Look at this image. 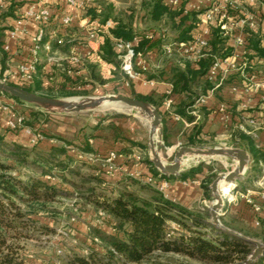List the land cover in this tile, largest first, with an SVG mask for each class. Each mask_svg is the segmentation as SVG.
Masks as SVG:
<instances>
[{
	"label": "trees",
	"instance_id": "obj_1",
	"mask_svg": "<svg viewBox=\"0 0 264 264\" xmlns=\"http://www.w3.org/2000/svg\"><path fill=\"white\" fill-rule=\"evenodd\" d=\"M98 5L99 10L90 4L83 10L91 19L103 21L112 17L117 20V25L105 35L100 46L101 58L112 63L117 70L119 59L115 39L133 42L134 50L143 55L144 51L152 47H157L161 51L166 35L171 37L170 41H190L197 22L195 12L184 13L181 7L168 6L166 0H139L143 29L138 30L133 22L136 12L134 5L120 10H114L112 4L104 1H100ZM149 32H157L159 35L148 38L146 35ZM246 40L252 52L264 57V45L257 34L248 32ZM226 41L219 29L213 27L204 55L197 61L192 62L174 51L173 53L178 54V60L173 58L165 60L161 68L147 73L148 79L158 78L169 83L168 93L157 97L137 94L132 89V80H126L131 87L132 97L145 100L158 110L159 105L171 94L182 95L184 99L177 105L175 113L193 120L194 116L189 114V111L195 99L211 88L210 82L206 79L208 67L215 58L231 53L232 49ZM46 42L52 51L67 53L64 38L57 36L48 39L44 36L40 43L43 45ZM39 63L38 61L36 65L33 82L17 84L18 86L47 96L64 97L73 94L74 89L83 83L102 82L99 73L95 72L96 64L83 62V73L71 76L66 73L71 64L64 60L59 66H55L57 70L62 71L61 81L45 87L38 76ZM81 76L87 79L81 81ZM0 95L18 106L28 107L27 114L20 113L23 116L22 126L11 129L7 125L4 132L0 133V264H30L21 242L53 232L52 227L40 220V215L49 211L47 204L54 202L59 195H73L80 200V206L91 204L99 207L104 216H110L114 220L111 223L104 216L101 219L102 222L109 223L112 235L91 229L90 242L95 243L93 237H97L103 244V252L97 251L91 245L87 252L88 256L76 254L73 256L72 259L77 264H183L176 257L204 264H242L253 250L251 242L211 224L207 209H188L166 198L161 191L153 187H148L151 191L149 196H142L137 189L131 188L132 185L140 184V179L128 177L125 182L108 191L107 182L100 174L102 170L93 164L94 162L70 154L67 147L71 145L69 141L64 140L65 146L53 144L42 147L38 143L43 139L31 145L7 139L5 137L7 132L14 134L25 127L42 132L44 138L49 136L46 130L38 129L39 124L47 119L49 113L5 93ZM198 113H202V108L198 107ZM118 116L122 115L102 118L91 126V130L83 134L81 150L99 155L88 141L96 136L97 130H109L114 139H124L131 145L143 147L141 142L124 136L114 121ZM195 129L196 134L199 133L201 125L197 123ZM163 142L166 145L164 135ZM201 143L200 140L196 143L191 140L187 145L200 146ZM230 143L249 153L251 167L247 173L252 175L255 161L264 160V151L256 146L255 138L238 130L232 131ZM110 151L118 153L115 149ZM142 161L150 167V176L164 177L159 176L148 157L142 158ZM196 173H201V167L190 168L181 173L180 177L187 178ZM209 183L208 180L202 182L206 198H209ZM247 209L252 210L251 205H248ZM245 213L241 211L236 217L225 215L220 219L225 226L242 233L235 225H243ZM253 214V222L245 225L247 233L244 235L259 237L264 242V226L259 227L258 233L255 232L257 227L254 221L259 218L260 213ZM254 264H264V253Z\"/></svg>",
	"mask_w": 264,
	"mask_h": 264
},
{
	"label": "crops",
	"instance_id": "obj_2",
	"mask_svg": "<svg viewBox=\"0 0 264 264\" xmlns=\"http://www.w3.org/2000/svg\"><path fill=\"white\" fill-rule=\"evenodd\" d=\"M100 1L112 4L114 10L125 9L130 5H134V8L136 10L133 18L134 26L138 30L143 29L141 20L142 12L139 10V0H91L90 5L99 10L98 4L100 3ZM30 7H34L36 9L46 7L50 9V28H55L57 30V36H60L61 38H64L66 40L65 49H67V53H62L60 51L54 50L57 56L61 59L60 62L66 60L65 57L69 54L71 49H74L76 53L81 56L88 51L89 43L86 39L85 29L83 28V25L85 24V22H87V20L91 18L85 15L83 9L75 8L67 4L65 0H1V71L6 68L14 69L19 63H23L30 58V50L32 48L31 38L38 29V23L36 21L31 18L23 17L24 12ZM64 16L71 17V21L67 26H62L60 24V21ZM195 33H197L196 29H194L193 31V34ZM160 52L161 51L157 47H152L151 49L143 52L142 57L143 63L146 67V72L141 74L136 79L132 80V89L135 93L157 97L159 95L167 93L170 90V85L166 81L160 80L158 78H147V73H152L154 72V70L161 68L165 64V61L162 60L164 55L160 54ZM44 57L46 58V52L43 48H41L39 51L38 60L40 62L38 76L41 78L43 86L46 84L48 79L53 76L56 78V82L61 81L62 71L60 69L57 70L55 67L58 65L47 64ZM144 57L149 58V62H147ZM166 64L169 63L166 62ZM96 69L99 72L98 66L96 67ZM150 70H152V72H150ZM83 71H81V74L83 73ZM112 73L113 77L110 79H115L111 80L112 82L116 81L127 87L129 86L128 84H125L126 79L121 76L122 72L117 70L116 67L115 70L112 71ZM68 75L73 76V74ZM117 75H120L121 78L116 77ZM168 98L171 99L170 106L167 108L165 105V101H163L159 105L158 111L162 117V139L164 135L166 144L168 146H171L174 151L175 148H179L180 146H196L187 145V143L191 140H193L194 143H196L197 140H200L202 142L201 145L214 144L212 143V141L217 140V144H225V146L227 147H234L231 145L230 138L228 137V128L233 125V123L240 115L253 116L257 120V122H259L261 128L257 131V136L255 138L256 146L264 151V116L257 108H249L239 111V97L238 95L231 92L227 84L222 86L214 93L208 94L206 100L199 105V107L202 108V113L200 114L201 116L196 123H194L193 120H188L185 117L179 116L177 115V113H175L177 105L181 100L184 99L182 95L173 93ZM0 101L9 104L12 108L17 110L18 105L13 103L12 100L0 95ZM219 104L226 105V113H220L217 111V107ZM9 119V111H0V133L4 132V129L8 125ZM197 123L201 125V129L199 133L196 134L195 126ZM30 129L34 130L33 128ZM95 135V137L90 138L88 141L93 150L96 151L100 156H105L112 149L118 151V157L115 160L116 169L113 172L107 171L106 167L99 164V162L93 163L102 170L100 174L107 182L106 189L108 191L113 190L118 184L125 182V175L127 169L129 168H131L132 171L135 172V174H139L141 178L150 176V167L144 161L138 158L139 153L137 149L139 147L131 145L124 139H114L112 132L109 130H97L95 131ZM69 136L74 139L71 141L69 139ZM124 136L131 140H134L130 136ZM5 137L9 140H15L23 145H31V138L33 137V135L32 132H28L25 128H23L19 130L17 134L7 132ZM64 140L69 142L71 141V145L67 146L69 148V153L77 156L78 151L81 150L83 132H80L76 136L67 134L64 135L59 132H52L49 133V136H46L38 144L42 147H49L53 144L57 146H65L66 144ZM243 150L248 155V170L251 167V159L249 153L245 149ZM217 159H220L222 163L224 162L228 165H232L235 160L233 157H217ZM260 162H264V160L258 159L255 161L254 172L252 173V175H249L247 173L244 178H246V180L248 181L241 182L240 190L235 191L237 197L236 202L228 206L225 203L222 208V214L220 216V218L224 217L225 215L236 217L241 211H244L246 213L243 226L249 223L252 224L254 214L252 210L247 209V206L250 204L246 201V194H248L247 191H250L252 200L254 202L260 203L262 206L259 218L256 219L258 220V224L255 223L256 220L254 221V224H256L257 227L255 232L257 233L259 227L264 226V200L261 197L262 190L256 184ZM185 171L187 170L182 169L178 174L170 177H153V180L157 184H159L161 180L166 181L167 185L165 190L162 192L163 195L181 206H184L188 209H193L198 208V204L202 202L204 206L208 207L206 203L209 198L212 199L210 188L208 192L209 198H206L204 190L201 187L200 173H196L191 177L181 178L180 174L184 173ZM135 178L139 179L138 176H135ZM220 185L221 184H219V186ZM236 187H238L237 184ZM78 201L80 202V200ZM82 208L88 211L85 214H87L86 216L89 215L87 218H90V221H87L86 225H84L86 229L85 234L88 236L90 241L91 229L93 228L99 230V232L103 234H113L109 223H107L106 221L96 223L97 210L99 209V207L91 204H83ZM104 218H106V220H109L111 223H113L114 221L110 216H104ZM255 238L262 241L259 237ZM93 240L95 244H100L102 245L101 247H103V244H101V241H99L97 237H93Z\"/></svg>",
	"mask_w": 264,
	"mask_h": 264
},
{
	"label": "built area",
	"instance_id": "obj_3",
	"mask_svg": "<svg viewBox=\"0 0 264 264\" xmlns=\"http://www.w3.org/2000/svg\"><path fill=\"white\" fill-rule=\"evenodd\" d=\"M65 1L67 4L78 9H84L91 2V0ZM166 3L173 8L181 7L184 13L188 11L195 12L197 14L195 27L197 33L193 34L192 39L187 42L173 40L162 43V55H170L174 51H177L180 56L192 62L197 61L204 55L213 27L219 29L232 49L229 55L215 58L208 67L206 79L210 82L211 88L195 99L189 111V114L194 116L193 122L196 123L199 120L198 107L206 100L207 95L214 93L226 84L231 92L239 97V111L257 108L264 116V57L252 52L246 40L248 32H252L259 36L261 44L264 45V0H166ZM23 17L31 18L38 23V29L31 38L32 48L30 50V58L23 63H19L14 69L6 68L3 71L0 70V78L4 82H14L16 85L33 82L41 48L46 52L47 64H56L58 66L61 64V59L55 51L51 50L49 43L46 42L43 45L40 43L44 36H47L48 39L57 37V30L50 28L49 25L51 19L50 9L46 7L39 9L30 7L24 12ZM70 21V16H64L60 24L67 26ZM116 25L117 20L112 17H108L103 21L99 19L87 20L83 28L85 29L86 39L89 43L88 51L80 56L74 49H71L65 57L71 64V67L67 68L66 72L68 74L80 75L81 71H83V62L87 61L99 67V74L102 78H112V71L115 70V66L101 58L100 46L104 41L105 35L115 28ZM158 35L159 33L157 32H149L146 36L154 38ZM114 44L118 51V68L126 77V80H134L146 71L142 53L134 50L133 42L115 39ZM125 84H128L127 81ZM170 103L171 99L167 98L165 100L167 108L170 106ZM226 109L227 107L224 104H219L217 107V111L220 113H226ZM0 111L10 112L9 128L15 129L22 126L23 116L9 104L0 101ZM260 126L253 116L240 115L233 125L228 128V137H231L233 130H238L256 138L257 131L261 128ZM25 129L28 132H32L31 143L44 139L42 132L31 130L30 127H25ZM222 145L223 147H227L225 144ZM77 157L86 159L89 162H99L102 166L106 167L107 171H113L115 170L114 163L118 157V153L109 151L105 156H100L79 150ZM136 176L144 182L150 183L154 181L152 176L141 178L137 173ZM256 184L261 188V197L264 200V162L259 163ZM166 185V181L161 180L157 184V188L163 192ZM234 187L236 185L226 195L225 203L227 206L234 204L237 200L233 190ZM247 193L246 201L251 205L253 212L260 213L262 210L261 204L252 200L250 191H247ZM103 216V211L98 209L96 223H101ZM255 223L258 224V220ZM172 226H175V224H172Z\"/></svg>",
	"mask_w": 264,
	"mask_h": 264
},
{
	"label": "rangeland",
	"instance_id": "obj_4",
	"mask_svg": "<svg viewBox=\"0 0 264 264\" xmlns=\"http://www.w3.org/2000/svg\"><path fill=\"white\" fill-rule=\"evenodd\" d=\"M126 1V0H125ZM165 40L163 43L170 41V36L166 35ZM162 54V51L160 52ZM81 56V55H80ZM147 62H149V58L144 57ZM176 59L178 60V54L173 53L170 55H164L163 61L169 60V59ZM143 59V57H142ZM86 61H84L85 63ZM148 70V69H147ZM95 72L99 73L97 69H95ZM152 72V70H150ZM126 78L123 74L121 75ZM120 75H117L116 77L121 78ZM53 79H48V83L44 85L45 87L47 85H54L56 83L55 77H52ZM87 77L81 76V81L86 80ZM102 82H94L92 83H83L81 86L76 87L74 90L75 92L71 95L64 96V97H57V98H78L80 100L87 99L89 97H98L101 95L106 94H121L132 97L131 88L125 85H122L116 81H111L115 79H106L102 78ZM55 94L56 91H55ZM100 107V108H99ZM95 109L90 110H84L80 112H48L49 115L47 119L43 122H41L38 126V129H44L48 133L52 132H59L64 135H71L76 136L80 132H83V134L88 133L91 130V126L95 125L100 119L102 118H108L111 116H115L118 114H121L122 116L115 117L114 120L117 123L118 127L122 130L123 134L126 136L132 137L137 142H141L143 147L138 148L139 158L142 160V158L150 157L149 156V126L147 125L148 118L142 117L138 111L129 109L127 107H122L121 110H113V109H103L101 106H99ZM28 107L26 106H18L17 112L19 113H25L27 114ZM162 128V126H161ZM102 131V130H101ZM104 131V130H103ZM156 141L159 140V131ZM18 132H15L14 134H17ZM69 139L72 141L73 139L69 136ZM70 141V142H71ZM160 149L158 151L159 155L166 161L170 162L173 158L174 149L171 148V146L165 145L163 142V139L161 137L160 140ZM211 143V142H210ZM214 144H202L200 146H190V147H213V146H222L221 144H217V140L212 141ZM235 147V146H234ZM178 148H175L177 150ZM224 156H215L213 158H207V157H198L197 161H189L188 164L182 165L184 170H188L193 167H201L200 173V182L202 187V182L204 180H208V182L211 183V181L221 172L231 171L235 164L232 163V165H228L226 163H222L220 159ZM97 163V162H95ZM100 164V163H99ZM115 169H116V163H114ZM248 166V165H247ZM114 171V170H113ZM111 171V172H113ZM247 168L243 175H241L239 178L235 179L234 182H236L238 187H234V192L240 190V183L246 180L244 176L247 174ZM129 173V174H128ZM136 174L132 171L131 168L127 169L125 178L132 177L135 178ZM140 184L132 185L131 188L137 189L139 194L142 196H149L150 190L148 187H155L157 188V183L155 181H152L150 183L144 182L140 180ZM209 183V184H210ZM222 189H226L227 183L224 182L220 186ZM165 190V189H164ZM163 190V191H164ZM210 199V198H209ZM207 201V206H204L202 202L198 204V209H207L208 213L210 211V206L212 204L213 199H210ZM79 201L75 196H63L59 195L56 197L55 201L52 203L47 204L49 211L43 212L40 215V220L43 223H46L48 226L53 228V232L49 234H43L39 236L38 238H30L25 241H22L24 247V254L25 257L29 260V263H35V264H77L72 258L73 256L79 255V256H88L87 252L89 248L96 249L99 252H103V247L100 244H95L90 242L88 236L85 234V227L87 221H90V218H87V214H85V209L82 208V206L79 205ZM209 218L211 222V216L209 213ZM221 221V220H220ZM212 224V223H211ZM221 224L223 222L221 221ZM225 226V225H224ZM236 229H240L242 231H236L243 235L246 238L259 241L264 244L263 241L258 240L255 237L244 235L246 234L247 230L245 226L242 224H236ZM217 227V226H215ZM227 227V226H225ZM218 228V227H217ZM228 228V227H227ZM231 229V228H230ZM233 230V229H232ZM252 233V232H250ZM253 234V233H252ZM254 248V244H253ZM178 258L179 261H182L183 264H204L202 262L186 259V258ZM93 264V263H90ZM99 264V263H96Z\"/></svg>",
	"mask_w": 264,
	"mask_h": 264
},
{
	"label": "water",
	"instance_id": "obj_5",
	"mask_svg": "<svg viewBox=\"0 0 264 264\" xmlns=\"http://www.w3.org/2000/svg\"><path fill=\"white\" fill-rule=\"evenodd\" d=\"M0 93H5L10 97L16 98L26 104L33 105L36 108L46 112H80L84 110L95 109L99 107L104 101H108L119 103L122 106L136 110L143 115H149L151 119L148 139L150 156L149 160L153 167L157 169L159 176L170 177L178 174L183 169V158L189 155H201L207 158H213L216 155L237 158L238 163L233 170L219 173L209 184L213 199L209 211L211 223L229 234L235 235L254 244L253 250L242 264H254L256 259L262 253H264L263 243L244 237L240 233L225 227L220 221L222 208L225 205L226 195L223 194L219 188V181L224 179L226 182L233 183V186L236 185V182H234L235 179L243 175L248 163V155L243 149L221 146L204 148L180 146L174 151L172 160L170 162H166L158 153L161 143L160 140L162 137L161 114L152 104L145 100L121 94H106L98 97H89L79 102H70L67 100L68 98H57L32 92L16 84L6 83L1 78ZM155 129L159 130V140L153 142L152 133Z\"/></svg>",
	"mask_w": 264,
	"mask_h": 264
},
{
	"label": "bare ground",
	"instance_id": "obj_6",
	"mask_svg": "<svg viewBox=\"0 0 264 264\" xmlns=\"http://www.w3.org/2000/svg\"><path fill=\"white\" fill-rule=\"evenodd\" d=\"M67 100L70 101V102H79V101H81L78 98H68ZM100 106L103 109H113V110H121L122 107H123L119 103H113V102H108V101H104ZM139 114L142 117H144V118H148L147 125L149 126L150 125V120H151L150 119V116L149 115H143L142 113H139ZM157 131H159V130L158 129H155L153 131V133H152V140H153V142H156V138H157V135H158V132ZM216 156H219V155H216ZM198 157H203V156H201V155H189V156H186L185 158H183L182 165L188 164L189 161H197L198 160ZM234 159L235 160H234L233 163L235 164V167H236L237 166V163H238V160H237V158H234ZM224 182H226V181L224 179H222L221 181H219V184H222ZM226 183H227V186H228L226 189H222L220 187L219 188L221 189V191L223 192V194L228 195V193L230 192L231 188L233 187V183H231V182H226Z\"/></svg>",
	"mask_w": 264,
	"mask_h": 264
}]
</instances>
